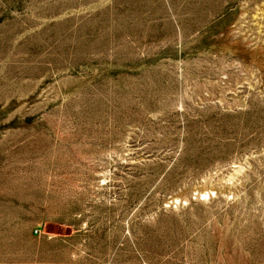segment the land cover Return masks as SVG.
<instances>
[{
  "label": "rangeland",
  "instance_id": "374dc122",
  "mask_svg": "<svg viewBox=\"0 0 264 264\" xmlns=\"http://www.w3.org/2000/svg\"><path fill=\"white\" fill-rule=\"evenodd\" d=\"M0 264H264V0H0Z\"/></svg>",
  "mask_w": 264,
  "mask_h": 264
}]
</instances>
